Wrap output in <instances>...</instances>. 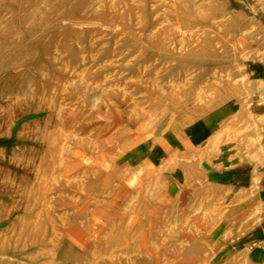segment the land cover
Returning <instances> with one entry per match:
<instances>
[{
  "label": "rangeland",
  "instance_id": "374dc122",
  "mask_svg": "<svg viewBox=\"0 0 264 264\" xmlns=\"http://www.w3.org/2000/svg\"><path fill=\"white\" fill-rule=\"evenodd\" d=\"M231 106L222 202L188 205L170 146ZM262 181L264 0H0V264H193L180 220Z\"/></svg>",
  "mask_w": 264,
  "mask_h": 264
},
{
  "label": "crops",
  "instance_id": "0c3cea01",
  "mask_svg": "<svg viewBox=\"0 0 264 264\" xmlns=\"http://www.w3.org/2000/svg\"><path fill=\"white\" fill-rule=\"evenodd\" d=\"M233 109L234 107L232 106L228 107L225 109L224 113H218L216 116L213 115V117L209 119H202L201 122H198L199 124L197 125H203L206 128H201L200 132H195L192 137H189L185 141H181L183 150L180 152V155L177 154L175 156L172 151V146H170L173 155L170 158L173 159L175 157L176 159H184V165L180 166V168H185L187 172L186 178H184L179 172V162L175 159L172 160L171 172L174 173L175 182L185 183L184 187L186 190L190 189L199 192L196 194V197L193 195L187 196L188 205H192L193 207L195 205H200L202 207H219L222 202L218 199L219 193L217 190L223 188L222 185H220V183L223 182L220 176L224 172L223 158L230 149H234V139L227 136L224 140L225 142L222 143L220 140L215 139L217 136L212 133H214V130L217 129L219 123H221L223 119L232 115ZM196 123L197 121L194 124L196 125ZM228 125L236 127L238 126V122L232 121L228 123ZM208 137V141H210L214 149L208 150L207 152L204 150H196L194 151L195 153L193 152L192 156H190L189 148H194L200 143L206 142ZM230 144L232 145L230 146ZM246 164H252V162ZM253 164L255 165V163ZM258 172L259 170L256 165L254 173L257 174ZM252 187L260 190L261 193L258 194V192H256L252 197L248 196L247 189H245L246 191L244 193L243 190H240L243 200H240L238 204L237 202L233 204V207L239 205L240 208L227 209V211L222 213L220 212V208L215 210L210 209L209 215L205 213H192L193 215L191 217L187 215L186 219L180 220L186 222V231L183 230V232H185L184 237L188 243L185 253L187 256L193 255L191 257L193 259V264H224V258L232 254V245L234 242L236 244H241L242 242L248 243L249 241L255 243L261 240L262 233H259V229H261L264 223V215L256 221H253V225L251 226V222L247 219H242V214L243 217L247 215L246 217L249 218L248 216L252 211L257 212L259 205L263 206L264 212V181ZM230 188L233 189L235 186ZM192 211L194 210L192 209ZM187 212H189L188 209ZM244 228L245 230H242ZM257 229L258 232L255 231ZM241 231H243L242 234ZM252 231H254V233ZM177 236L183 237L181 233L180 235L177 234ZM170 237L172 239L173 236L170 235ZM254 255L255 263L252 264H262L264 250L257 249ZM229 263L237 264L234 260H231Z\"/></svg>",
  "mask_w": 264,
  "mask_h": 264
}]
</instances>
